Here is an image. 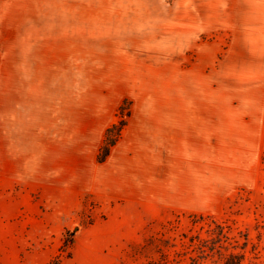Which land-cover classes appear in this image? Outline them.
Returning <instances> with one entry per match:
<instances>
[{"label": "rangeland", "instance_id": "374dc122", "mask_svg": "<svg viewBox=\"0 0 264 264\" xmlns=\"http://www.w3.org/2000/svg\"><path fill=\"white\" fill-rule=\"evenodd\" d=\"M229 255L264 264V0H0V264Z\"/></svg>", "mask_w": 264, "mask_h": 264}, {"label": "trees", "instance_id": "16d2710c", "mask_svg": "<svg viewBox=\"0 0 264 264\" xmlns=\"http://www.w3.org/2000/svg\"><path fill=\"white\" fill-rule=\"evenodd\" d=\"M114 139H110V141H108L107 143H105V145L103 146V154L102 157L99 159V162L101 163L103 161V159L107 156L109 149L115 144ZM229 260H227L226 262L224 261L222 264H240L241 259L238 256H234V255H229L228 257ZM229 261V262H228Z\"/></svg>", "mask_w": 264, "mask_h": 264}]
</instances>
